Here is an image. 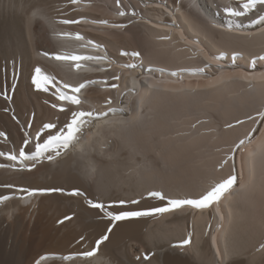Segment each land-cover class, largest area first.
Masks as SVG:
<instances>
[{"label": "bare ground", "instance_id": "1", "mask_svg": "<svg viewBox=\"0 0 264 264\" xmlns=\"http://www.w3.org/2000/svg\"><path fill=\"white\" fill-rule=\"evenodd\" d=\"M238 2L242 0H120L119 5L116 0H0V132L8 140L5 144L0 136V148L19 149L23 133H31L35 142L44 123L66 121L69 114L52 107L61 103L53 92L61 83L77 85L69 72L77 62L56 60L54 54L99 55L100 49L76 39L70 28L93 33L119 60L112 66L119 74L117 88L114 81H97L80 94L85 110L107 111L111 99L117 111L108 114L107 123L105 118L92 121L78 143L52 161L41 159L31 170L0 166V195L11 197L0 203V264H31L44 254L91 251L106 233L96 254L74 255L71 264H218L211 243L215 203L113 225L85 196L71 193L78 189L106 205L139 200L129 209L165 206L166 200L148 197L150 191L172 199L198 198L232 174L233 149L240 140L248 149L239 156L240 184L235 181L217 205L222 223L216 225L214 245L219 264H264V130L252 145L247 143V133L259 123L257 114L264 111V60L259 59L264 55V25L250 24L258 15L254 12L236 19L229 30L231 18L223 8L238 7ZM121 10L126 15H118ZM59 17L79 22L65 26ZM100 20L108 24L92 22ZM52 37L60 41L52 43ZM122 51L140 56H122ZM220 53L223 58L204 72L193 71ZM79 63L94 70L110 65ZM130 63L138 66L125 67ZM36 67L53 75L56 85L37 89L31 80ZM144 69L155 76L151 87L138 94L128 79L141 87ZM131 97L139 99L140 105L131 100L138 111H119ZM244 152L251 153L245 168ZM11 180L24 181V188L62 191L30 196L34 199L21 206L12 200V189L3 187L14 186ZM185 239L190 243L183 245ZM145 253L148 261L143 260Z\"/></svg>", "mask_w": 264, "mask_h": 264}, {"label": "snow or ice", "instance_id": "2", "mask_svg": "<svg viewBox=\"0 0 264 264\" xmlns=\"http://www.w3.org/2000/svg\"><path fill=\"white\" fill-rule=\"evenodd\" d=\"M80 0H71L72 4H78ZM117 4H120V0H116ZM259 6V7H258ZM264 0H242V2H238V7H224L223 13L230 17L228 24L226 27L230 30L234 21L239 18L249 17L250 14L254 12H258V15L255 19H250V24L255 25H264ZM135 15V12L132 13ZM118 15L124 16L126 12L121 10L118 12ZM64 24L70 23H78L79 21L72 20H62L60 21ZM93 23L100 24H108L107 20L100 21H92ZM240 27L239 24L236 25ZM111 27H124L122 24H112ZM60 35L67 36L68 33H63ZM76 39H83V37L79 34H75ZM168 37H164L167 39ZM88 44L93 48H102V45L95 44L91 40L88 41ZM48 55V53H45ZM122 56H130V57H139L140 53L137 51L121 52ZM223 53H220L219 56L210 57L209 64H205L201 68L194 69L193 71L204 72L211 63L216 62L223 58ZM236 53H233V61L235 62ZM54 58L56 60H72L77 63L74 64V67L80 68L82 65L79 63L80 61H97L102 62L108 60V56L105 55H60L54 54ZM255 59L253 58V65L255 64ZM259 59L264 60V55H261ZM138 65L136 63H130L125 65V67L130 69H135ZM219 66V65H217ZM175 75V73H173ZM114 79H118V77H114ZM32 84L37 89H42L43 91L49 90V85H56V79L53 75L42 73L41 68L36 67L34 74L31 77ZM96 81L86 80L77 85H72L69 83H61L56 90L53 92V95L56 97L58 101L61 103L59 105L52 104L53 108H58L61 113H68V117L66 121L61 124L59 119L57 118L56 122H48L42 125L36 134H35V142H33V138L31 137V133H25L23 137V141L21 146L19 147V152L16 154L14 151L11 152H3L0 151V156H6L7 159L11 161H18L20 170L27 168L31 170L36 167V165L41 161V159H47L48 161H52L56 157L61 155L62 150H67L72 147L75 143L79 142L81 135L85 127L90 124L94 120H99L101 118H105V123H107L106 117L110 112H115L117 109L111 107L112 101L108 99L106 103L109 105L107 111H97L94 109L85 110L81 106L84 103L82 96L80 95L82 90H84L88 85L94 84ZM15 87V85H13ZM113 88L116 87L115 84L112 85ZM7 95L5 94V99H7ZM122 102V101H121ZM8 111V109H4ZM119 111H124V109H119ZM260 122H264V111H261L257 114ZM249 119H253L249 117ZM237 124L243 123V121H237ZM231 127V125H229ZM256 131L255 128L252 129L249 133H247V137H251L253 133ZM41 133L44 135L42 136ZM3 132H0V136H4ZM244 144V140H240L234 146L233 152L238 150L241 145ZM54 153V154H53ZM234 158V157H233ZM31 163H26V162ZM2 166V165H0ZM236 181L235 170L233 168L232 174L227 178L222 179L220 182L215 183L213 186L209 188V190L205 191L198 198H182V199H172L167 198L160 191H150L147 193L148 197L157 198L159 200H166L167 203L163 207H154L148 209H129L126 206L139 204V200H125L119 199L115 201L109 202L107 205L102 201H94L92 199H88L86 194L81 192L78 189H74L71 193L76 196H85L86 203L93 209L99 210L104 214L106 218H108L111 224H115L117 221H125L131 218H137L141 216H149L156 213H166L173 211L175 209L182 208L183 206H191L195 209H206L209 208L214 203L218 205L219 201L222 197L229 192ZM5 188H12L13 185H4ZM20 192L26 193L28 196H34L36 194H43L51 191H62V189H48V188H21ZM11 197L7 195H0V203H3L9 200ZM108 231H111V226ZM108 238L107 233L102 235L99 239L95 241L96 247H93L91 251H85L77 254H69L67 256H63L62 260H71L74 255H80L85 257H92L96 254L98 247L101 245L102 241ZM85 238L81 237L80 240L83 241ZM183 245H187L190 243V239H185L181 242ZM261 248L264 249V244L261 245ZM50 254H45L40 256L39 259L35 261V264H43L45 260L48 259ZM141 257H137V260H140ZM149 254L145 253L143 255V260L148 261Z\"/></svg>", "mask_w": 264, "mask_h": 264}, {"label": "rangeland", "instance_id": "3", "mask_svg": "<svg viewBox=\"0 0 264 264\" xmlns=\"http://www.w3.org/2000/svg\"><path fill=\"white\" fill-rule=\"evenodd\" d=\"M71 11V10H70ZM66 13L67 12H65V13H62V14H60V13H55V15H58V16H66ZM25 134V133H24ZM237 144V143H236ZM245 149V148H244ZM245 150H248V149H245ZM243 163H244V168H245V157L243 158ZM246 171V170H245ZM190 230V229H189ZM190 233V232H189ZM166 249H168V248H166ZM219 264V263H218Z\"/></svg>", "mask_w": 264, "mask_h": 264}]
</instances>
